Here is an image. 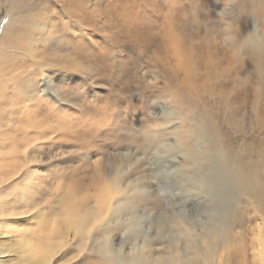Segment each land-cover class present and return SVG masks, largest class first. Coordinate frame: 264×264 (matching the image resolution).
I'll use <instances>...</instances> for the list:
<instances>
[{
  "label": "rangeland",
  "instance_id": "rangeland-1",
  "mask_svg": "<svg viewBox=\"0 0 264 264\" xmlns=\"http://www.w3.org/2000/svg\"><path fill=\"white\" fill-rule=\"evenodd\" d=\"M0 235L13 264H264V0H0Z\"/></svg>",
  "mask_w": 264,
  "mask_h": 264
},
{
  "label": "bare ground",
  "instance_id": "bare-ground-1",
  "mask_svg": "<svg viewBox=\"0 0 264 264\" xmlns=\"http://www.w3.org/2000/svg\"><path fill=\"white\" fill-rule=\"evenodd\" d=\"M33 42L35 43L36 41H33ZM196 129H197L198 132L200 130L201 133L198 134V132L195 131L194 133H192V134H194L192 136L201 137V138H199L200 140L203 138L204 141L213 144L214 138L211 136V134L208 131H204L203 129H200V126L198 124L196 125ZM185 132L186 131H184V133ZM192 138H194V137H192ZM222 150H223V156H225V158L227 160V163H228V158H230V156L228 155V152L225 149L222 148ZM211 151L215 152V150H211ZM219 151L222 152L221 150H219ZM212 155H215V154L212 153ZM235 166L236 165H232L230 167L228 166V168L230 170L228 172V175L231 178L232 182L233 181H235V182L237 181L238 182V184L235 187V189H237V192L240 193V194L241 193H245V194L249 193V194H251V192H250L252 190L251 187L250 186H245L248 183V182H246V180H248V177L243 174L241 169H238L237 171L233 170ZM185 172H183V173H185ZM189 173H190V171H189ZM185 176L190 177V174H188V172H187L185 174ZM103 180H104V175L100 176V181L103 182ZM244 180H245V182H244ZM204 181H205V179L202 176L199 177V180H196V181L194 179H191V182L199 183L202 186L204 185ZM242 190H244L245 192H242ZM96 191L97 192H96L95 198L97 200V204H98V208H99V209H97V213H99L100 218H103V217H105L107 215V206L105 205V197H106L105 191L109 192L110 190L107 187H105V184H103V185L98 186ZM246 192H248V193H246ZM69 198H72V200L76 201V202H74V204H72L68 208V211H67L68 227L70 228V230L72 228V230H75L76 232H81V234H87V235L90 236L93 231H89V232H84V231L92 223H96V221H94L95 216H92V214H90L89 212L82 211L81 207H83V205L81 203L77 202V200H78V191H77L76 186H74V185L69 190ZM38 233H43V231L39 230ZM208 235L211 236V233L208 232ZM210 236H209V238L211 239ZM227 238H229V237H227ZM231 238L232 237H230V239ZM87 239H90V237H88ZM236 240H238V239H236ZM207 241L209 242V239ZM224 241H225L224 242L225 248L227 250H229L233 245L231 246V242H229L227 240H224ZM232 243H233V241H232ZM58 244H62V242H59ZM237 245H238V243L236 244V246ZM236 246H233V247L236 248ZM26 247H27L28 251L30 252L31 257L27 261H22V260H19V259L14 260L15 264H30V262H32V264H50L52 262L51 258L54 255L52 253V250H51L52 249V245H50L48 247H45V243L44 242H40V243L27 242L26 243ZM4 249H5L4 246H1V244H0V264H13V259L9 256V254H8V258H10V259H9L8 262L2 260L3 259L2 256L5 255L4 254V252H5ZM209 250L210 251L213 250L212 249V243H211V246L209 245L208 251ZM63 254H64V252L61 255H63ZM57 255L58 254H56L53 257V259H55V257ZM100 257L102 258L100 262H94L92 264H106L105 261H104V256H100ZM254 260H255V257H254ZM259 262L262 263V260H259ZM107 264H109V263H107Z\"/></svg>",
  "mask_w": 264,
  "mask_h": 264
},
{
  "label": "water",
  "instance_id": "water-1",
  "mask_svg": "<svg viewBox=\"0 0 264 264\" xmlns=\"http://www.w3.org/2000/svg\"><path fill=\"white\" fill-rule=\"evenodd\" d=\"M202 121H203V120H202ZM249 183L251 184L250 187L252 188V182H251V180L249 181Z\"/></svg>",
  "mask_w": 264,
  "mask_h": 264
}]
</instances>
